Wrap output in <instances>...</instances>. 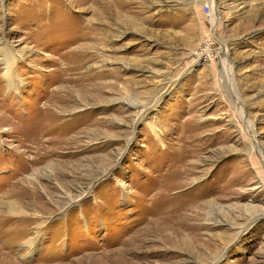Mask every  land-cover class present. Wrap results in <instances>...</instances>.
<instances>
[{"label": "rangeland", "instance_id": "374dc122", "mask_svg": "<svg viewBox=\"0 0 264 264\" xmlns=\"http://www.w3.org/2000/svg\"><path fill=\"white\" fill-rule=\"evenodd\" d=\"M0 264H264V0H0Z\"/></svg>", "mask_w": 264, "mask_h": 264}, {"label": "bare ground", "instance_id": "6f19581e", "mask_svg": "<svg viewBox=\"0 0 264 264\" xmlns=\"http://www.w3.org/2000/svg\"><path fill=\"white\" fill-rule=\"evenodd\" d=\"M160 192H162L163 193V190H161ZM164 194V193H163Z\"/></svg>", "mask_w": 264, "mask_h": 264}]
</instances>
